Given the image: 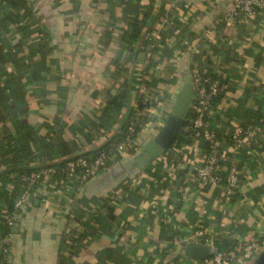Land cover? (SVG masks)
Here are the masks:
<instances>
[{"label":"crops","instance_id":"1","mask_svg":"<svg viewBox=\"0 0 264 264\" xmlns=\"http://www.w3.org/2000/svg\"><path fill=\"white\" fill-rule=\"evenodd\" d=\"M230 5L231 0H0V131L12 132L20 153L28 155L26 166L42 164L41 152L54 135L71 142L74 156L104 146L114 132L92 141L83 132L101 119L112 95L144 60L142 43L130 63L121 37L129 18L147 10L151 27L143 35L158 36L155 56L143 68L157 103L154 129L163 125L172 96L196 67L221 83L209 120L229 144L231 128L246 114L264 121V8L230 16ZM127 115L123 108L117 129ZM154 135L144 132L141 148ZM183 138L176 142L182 153L167 150L139 172L134 159L141 148L84 183L68 177L52 190L40 182L14 215L9 264H57L64 234L68 243L82 236L69 264H196L184 256L183 239L200 227L216 244L230 242L233 248L261 237L264 139L238 153L241 181L224 214L223 185L201 191L195 183L193 166L205 141L190 126ZM18 159L11 144L0 143V238L1 216L11 215L20 195L7 173ZM262 252L240 264H262Z\"/></svg>","mask_w":264,"mask_h":264},{"label":"built area","instance_id":"2","mask_svg":"<svg viewBox=\"0 0 264 264\" xmlns=\"http://www.w3.org/2000/svg\"><path fill=\"white\" fill-rule=\"evenodd\" d=\"M264 8V0H231L228 15H234L238 11L251 15L256 10ZM156 31L149 33L143 40L144 60L138 61L133 71V100L128 108L129 121L122 138L107 152L101 151L94 159L88 160L77 155L66 163L65 170L70 178L76 177L81 183L88 181L91 177L98 175L107 163L114 164L141 148L142 136L148 132L160 130L154 129V114L156 112L155 98L152 88L149 86L148 78L143 70L149 58L154 55L157 47ZM193 83V100L190 106L192 132L199 134L206 142L202 156L198 163L194 164L193 172L197 189L205 191L213 185H223L222 213H226L231 205L234 195L237 193L243 168L240 165L239 154L249 151V147L256 141L262 139L263 130L259 125H250L244 129L236 123L231 128V142L226 144L217 136L213 124L208 115L212 110V100L221 93V86L214 75H203L196 67L191 72ZM137 99L141 103L138 107ZM132 115V116H131ZM157 130V131H156ZM168 150L182 153V147L176 143ZM239 153V154H238ZM58 173L56 168L42 169L29 175H23L20 179L22 193L14 200V210L11 215H4L2 222L7 223L4 232V240L9 241L14 226V215L24 206L29 198V190L36 181L47 183L46 186L52 190L60 189L66 181L56 182L52 175ZM3 234V233H2ZM184 243L196 242L214 247L211 256L204 258L196 264H240L246 259L264 250V233L261 237L250 239L244 245L231 250H218L215 238L204 228L200 227L192 231L189 237L183 239ZM11 257V246H4L0 251V264H9ZM193 261V260H192Z\"/></svg>","mask_w":264,"mask_h":264},{"label":"trees","instance_id":"3","mask_svg":"<svg viewBox=\"0 0 264 264\" xmlns=\"http://www.w3.org/2000/svg\"><path fill=\"white\" fill-rule=\"evenodd\" d=\"M9 18L12 21L16 20L12 14L9 15ZM149 18H150V12H148L147 10H144L141 16L134 15L132 18H129L127 29L124 31L121 39H122L123 44H125V46L129 50L130 63L135 60L134 58L136 56V53L138 52L139 47L141 46L140 44L143 43L144 38L147 36V35L145 36L143 35L144 33H147V31L144 32V30L148 27H151V23L148 22ZM154 54H155V51H154ZM153 57L154 56H151L149 58L150 64H151V61L153 60ZM201 74L209 75L210 73L203 72ZM132 83H133V79L131 77H128L126 80H124L119 91L115 93L114 95H112L111 99L108 101L105 108L103 109L101 119H99L98 121L96 120L90 121L88 128L83 132V135L86 138V140L92 141L93 139L103 136L104 134H107L109 131H112L114 133L110 136L109 141L106 142V144L102 146L100 149L81 153L80 156L85 157L88 160H92L101 151L107 152L110 148L114 147L115 144L122 138L126 130L128 121H129L130 113L129 115H127V117L124 119V121L121 123L118 129L116 128L117 126L115 125V123H117L116 118L121 114V110L123 108L125 109L127 108L128 110L131 104V98L133 97ZM219 97H220V94L212 100V108L215 106V103H217V101L219 100ZM136 102L138 104V107H141V103L138 99ZM191 118L192 117L189 114L187 123L181 129L177 138L170 145V147L178 141L179 142H181L182 140L185 141L183 138V131L185 128L191 125ZM208 118H209V115H208ZM240 125L244 129H246L250 125H259L263 130L262 139H264V121L263 119H261V117L259 118V116L257 115L250 114L248 118L246 114L245 119ZM116 131H119V133H116ZM227 141L228 143L231 142V130H230V133L228 134ZM0 143L4 145L11 144L13 153L18 154L19 156V159L16 162V166L8 169L7 173L13 174L14 176L13 182L16 183L20 194L23 191L20 185L21 177L23 175H29L34 172H38L42 169L56 168L58 170V173L53 174L52 179L54 181L56 180V182H58L61 179L66 181V179H68L69 177L68 174L64 172L66 163L69 160H72L76 157L73 155V147H72L73 145L71 144V142L59 140V135L52 136L47 146L42 150L41 154L43 157L42 159L44 161L42 162L40 166L24 165V163L25 162L27 163L28 161V155L27 154L24 155L23 153H20L18 146L14 142V137H13L12 132L9 129H6V127H3L0 131ZM110 165H111L110 163H107V165L104 168H107ZM40 182L41 180H38L35 182L33 187H31V189L29 190V194H32L33 189H35L40 184ZM11 208H12L11 211H13L14 201H13V205L11 206ZM2 227H3L2 228L3 234L1 235V238H0V251L2 250L4 246H10V242L4 240V235H5L4 232L7 230V223L3 222ZM66 236L67 234H64L60 239L61 240L60 241V251L58 254L57 264H69L70 257L74 254L77 246L79 245L78 240L82 238L80 234L79 237H77V239H75L73 243L72 242L68 243V239ZM68 247L71 248V251H69ZM217 248L218 250L228 251V250L233 249V245L230 242L225 243V241H222L220 243L219 242L217 243Z\"/></svg>","mask_w":264,"mask_h":264},{"label":"water","instance_id":"4","mask_svg":"<svg viewBox=\"0 0 264 264\" xmlns=\"http://www.w3.org/2000/svg\"><path fill=\"white\" fill-rule=\"evenodd\" d=\"M193 93L191 74H186L183 77L180 88L172 96V108L167 115L164 125L153 138L144 143L140 153L135 157L136 172H139L154 159L164 154L177 138L181 129L187 123ZM213 252L214 247L203 243L188 242L183 246L184 256L196 262H201L204 258L211 256ZM260 261L264 264V250L260 254Z\"/></svg>","mask_w":264,"mask_h":264}]
</instances>
